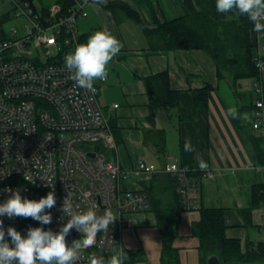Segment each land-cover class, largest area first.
I'll list each match as a JSON object with an SVG mask.
<instances>
[{"label": "built area", "instance_id": "2783aa9c", "mask_svg": "<svg viewBox=\"0 0 264 264\" xmlns=\"http://www.w3.org/2000/svg\"><path fill=\"white\" fill-rule=\"evenodd\" d=\"M94 1H52L38 7L32 0H0V15L24 18L22 28L6 29L0 40V204L16 191L36 201L54 191L56 198L55 207L45 210L52 216L50 224L23 217L0 220L5 237L8 227L19 232L23 219L34 228L58 232L69 219L61 210L67 196L76 212L92 209L99 216L110 210L118 219L81 250L77 264H87L90 255L107 260L120 246L126 252L125 216L147 212L150 206L146 190L123 187L135 174L177 177L184 210L199 209V179L214 176L210 167L199 170L176 161L162 167L140 161L136 169L122 165L99 85L94 82L95 92L77 87L65 67V56L87 42L79 23ZM255 62L259 75L251 125L264 136V45L257 46ZM81 238L72 229L66 242L71 246Z\"/></svg>", "mask_w": 264, "mask_h": 264}, {"label": "crops", "instance_id": "0c3cea01", "mask_svg": "<svg viewBox=\"0 0 264 264\" xmlns=\"http://www.w3.org/2000/svg\"><path fill=\"white\" fill-rule=\"evenodd\" d=\"M110 1L113 0H106L103 4H97L95 1L89 4L88 17L80 21L79 27L86 36V41L94 32L107 30L123 44L120 53L107 66V80L95 81L100 87L101 103L116 127L118 154L122 165L136 169L140 161L157 167L176 161L200 170L197 160L199 154L214 172L212 178L199 179L200 205L224 208L227 237L240 239L242 251H246L248 246L255 250L260 242H264V204L261 203L252 209L250 226L244 225L239 210L255 202L254 187L264 183V157L260 162L249 135L261 137L263 154L264 136L251 125L255 114L254 108L247 113L248 119L242 120L240 125L236 118L228 114L231 107H235L239 113L240 108L248 101L255 80L249 88L244 81L242 82L244 94L239 99L229 79L217 76L216 65L206 51L203 49L153 51L143 27L131 18L118 21L112 11L105 7ZM122 1L140 13L147 27H155V22L142 0ZM154 4L156 17L160 21L182 16L187 10L194 11L196 7L194 0H154ZM229 15L231 14H220L222 18H228ZM238 20L239 32L247 44L255 46L256 50L258 45H264V32L253 31L254 25L246 16ZM130 21L136 29L130 26ZM82 23L85 24L84 30ZM261 23H264V20ZM164 71L169 73L170 85L173 89L179 90L180 95L178 108L171 110L170 113L165 110L157 113L155 125L165 129L167 141L166 153L159 154L150 138L146 140L153 126L148 120L149 97L144 79L151 74ZM207 84L213 87L208 93V105L199 107L195 103L193 90L203 88ZM115 104L117 106H114ZM186 140L191 141L194 151L184 150ZM155 175L159 178L154 181L157 191L170 197L169 183L166 180L168 175L162 172L137 173L125 181L123 187L145 190L144 184L152 183ZM145 213L129 214L131 219L126 220L123 239L128 231H137L149 225L145 224L147 223ZM154 218L153 226L159 232L158 258L161 264L164 263L161 259L163 241L157 219ZM199 218L198 209L184 210L181 214L179 235L174 241L179 250L180 264H202L199 239L192 233V224ZM125 247L128 256L133 252L143 253L142 259L131 264L149 261L151 250L144 243L142 246L125 244ZM216 256L211 255L207 264H218ZM263 260L244 264H264Z\"/></svg>", "mask_w": 264, "mask_h": 264}, {"label": "trees", "instance_id": "16d2710c", "mask_svg": "<svg viewBox=\"0 0 264 264\" xmlns=\"http://www.w3.org/2000/svg\"><path fill=\"white\" fill-rule=\"evenodd\" d=\"M63 4H70L73 0H54ZM195 10H187L182 16L160 21L156 17L154 0H142L148 14L151 16L155 27H147V23L141 18L140 13L133 9L127 2L113 0L105 7L110 9L118 21L124 19L136 20L144 29L150 47L155 52H164L179 49H203L213 59L217 76L228 78L231 82L236 96L242 97V82L251 78L256 80L259 69L255 62L256 47L247 44L238 29L239 20L222 18L217 13L215 0H194ZM8 15H0V40L6 38L5 22ZM86 40V36L83 35ZM145 85L149 97L150 114L148 120L153 126L149 131L150 141L157 148V153L164 154L167 151L166 131L164 128L156 127V116L160 110L171 112L179 107L180 91L175 90L170 85L169 73L167 71L154 73L147 76ZM211 84H207L200 89H194L195 103L199 107H207L208 93L212 89ZM256 93L253 88L248 97V101L240 108L239 114L250 113L255 108ZM237 123L242 124V120L237 119ZM111 125L117 138L116 127L111 121ZM253 141L256 155L261 162L264 154L262 150V139L260 136L249 135ZM166 177L169 183L170 197L162 195L157 191L154 181L159 179L154 176L152 183H145L144 187L148 193L149 210L154 212L157 219V226L160 230L163 248L162 261L166 264H180L178 248L174 245L178 237V225L181 214L184 211L179 193V181L177 177ZM253 197L255 202L246 208L240 209L244 219V225L252 224L250 214L253 208L259 204H264V183L254 187ZM200 218L192 224V233L199 239V251L202 264H207L211 255H217L222 264H244L245 262L264 259V242H260L255 250L248 246L246 251H242L241 241L237 238H229L226 235L227 224L225 222V209L222 207L200 206ZM33 225L27 220H22L20 234L27 235V230ZM127 264H131L143 258L142 252L130 253Z\"/></svg>", "mask_w": 264, "mask_h": 264}, {"label": "clouds", "instance_id": "9594fccd", "mask_svg": "<svg viewBox=\"0 0 264 264\" xmlns=\"http://www.w3.org/2000/svg\"><path fill=\"white\" fill-rule=\"evenodd\" d=\"M106 0H95L103 4ZM218 14H231L229 19L246 16L254 25L253 31L264 32V0H215ZM123 44L109 31H96L90 35L86 43L77 44L75 50L65 56V67L70 78L77 87L89 92H95L94 82L107 80L108 64L116 57ZM259 66V65H258ZM228 114L237 119H248L247 113L239 114L235 107L228 109ZM186 152L194 151L190 140L184 144ZM200 170H206L208 165L197 154ZM52 182H48L50 186ZM8 191H11L10 189ZM56 205L54 191L38 201L23 198L19 191L14 192L6 202L0 204V216L32 218L43 225L52 222L50 212ZM62 212L69 217L58 232L44 230L42 227H29L27 235L22 236L13 227H8L5 239L3 221L0 220V264H77L82 259L81 250L91 247L98 233L109 231V226L118 219L110 210L103 215H97L92 209L86 212H76L67 196L62 204ZM72 229L82 234V238L74 240L69 246L66 237ZM128 254L124 246L113 249V254L105 260L103 257L90 255L87 264H125Z\"/></svg>", "mask_w": 264, "mask_h": 264}, {"label": "rangeland", "instance_id": "374dc122", "mask_svg": "<svg viewBox=\"0 0 264 264\" xmlns=\"http://www.w3.org/2000/svg\"><path fill=\"white\" fill-rule=\"evenodd\" d=\"M32 1L36 6L40 7L43 5H48L54 0H32ZM23 23H24L23 17H15V18L8 20L6 22L5 27L7 30H9L12 27L22 28ZM130 26L131 27L133 26L132 21H130ZM133 27L136 29V26H133ZM84 28H85V24L82 23V30H84ZM243 81L245 82V84L249 88V87H251L253 79L248 78V79H244ZM248 90H250V89H248ZM147 152H149V151H147ZM186 211H188V210H186ZM191 211H195V210H191ZM145 214L147 215V217H146L147 223H145V224H149V225L147 227L140 228V230L138 229L137 230L138 233L135 230L128 231L124 237V241H125L126 245H130V246L140 245V246H142V243H144L145 245H147L150 248L151 252L149 253V257H148L149 261L146 263H143V264H160L159 258H158L159 232H158V229L153 226L155 216H154L152 211H147ZM125 219L130 220L131 219L130 215H126ZM5 239L10 242V237H5ZM161 264H166V263H161Z\"/></svg>", "mask_w": 264, "mask_h": 264}, {"label": "water", "instance_id": "95a60500", "mask_svg": "<svg viewBox=\"0 0 264 264\" xmlns=\"http://www.w3.org/2000/svg\"><path fill=\"white\" fill-rule=\"evenodd\" d=\"M216 257H217L218 264H222L221 261H220V259H219V257L218 256H216ZM210 259H211V257H210Z\"/></svg>", "mask_w": 264, "mask_h": 264}]
</instances>
